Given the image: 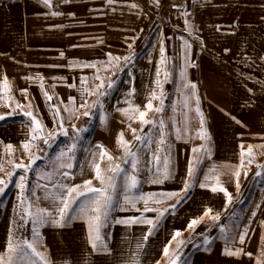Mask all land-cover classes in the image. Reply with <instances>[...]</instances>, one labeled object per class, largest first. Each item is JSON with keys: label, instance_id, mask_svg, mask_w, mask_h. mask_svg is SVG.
<instances>
[{"label": "crops", "instance_id": "1", "mask_svg": "<svg viewBox=\"0 0 264 264\" xmlns=\"http://www.w3.org/2000/svg\"><path fill=\"white\" fill-rule=\"evenodd\" d=\"M51 4V7L45 6L42 0H0V83L7 77L12 89L6 91L4 101H0V115L7 117L0 120V165L4 169L10 172L14 170L13 164L29 162L30 156L21 145L29 139L30 121L19 111H28L31 104L34 114L46 126L42 134L47 136L48 132L59 128V121L54 123V109L50 108L54 105L61 110L63 124L70 126L77 122V129H83L84 135L75 148H86L77 166L68 170L71 176H56L54 180L79 184L81 188L84 180L94 182L91 163L104 161L99 160L97 145L110 153L118 147V134L131 133L140 124L139 119H129L118 109H128L131 104L141 111L146 110L152 93L149 88L155 78L146 79L144 69H161L156 57L161 54V42L164 54H170L167 56L171 63L167 67L183 69L186 81L196 85V98L211 137L204 144L210 152L194 153V148L204 144H195L187 136L175 137L170 145L168 164L172 178L162 184L146 180L130 191L123 188L113 192V207L102 232L107 251L97 252L88 243L84 219L72 220L63 228L36 227L39 235L34 234V226L21 220L27 204H21L20 190L16 187L25 172L15 169L7 192L0 194V254L6 255L11 232L14 244L23 240L35 242L52 264L65 261L69 264H157V261L168 264L170 257L163 256V248L172 234L180 230L182 236L178 239L186 241L179 249L180 264H257L258 261L264 264V225L261 223L264 221V178H261L264 174L255 175L262 167L252 169L243 181L241 175L239 190L236 178L231 175L240 163V145L245 148L252 145L255 159L264 152V147H256L264 145V0H51ZM53 12L60 15H52ZM184 41L191 46L187 53L182 47ZM128 56L132 58L126 62L124 57ZM155 57L157 59L152 60ZM86 64L96 67H85ZM116 72L118 76H114ZM97 75L100 80L96 79ZM81 78H86L87 83H81ZM109 80L115 81L111 88L106 86ZM102 81L106 94L100 96V104L91 109L89 116H83L80 105L85 101L91 104L97 98L84 89L97 91L95 86ZM44 92L52 99H46ZM69 97L74 98L72 103ZM5 101L10 107L4 106ZM17 103L20 108H16ZM65 107L74 111L65 112ZM1 108L7 113L15 109L16 114L8 116ZM129 115L138 116V113ZM191 115L192 112H188V116ZM77 117L85 118L83 123L76 121ZM41 141L34 142L38 146L31 150L35 155L49 146ZM7 145H12L15 151L10 154ZM199 157L203 158L196 165V177L186 198L165 214L147 240L143 239L147 225L114 222L140 216L144 208L142 201H137L135 208L125 205V195L156 194L154 200L160 203L150 200L148 207L161 210L175 204L178 197L169 199L161 194L181 190L188 178L189 161L195 163ZM45 159L39 156L33 164V179L26 173L32 184L25 195L33 204V211L36 206L53 208L51 200L44 199L45 190L40 187L47 184L48 192L56 191L53 181L42 178L49 171L43 166ZM68 162L73 165L74 157ZM252 164L264 165V156ZM245 166H248L247 160ZM213 168L215 172L210 171ZM217 174L232 194L233 203L226 204L222 193L199 186L200 182L211 186L215 181H205V176ZM258 178L263 180L261 185H256ZM0 179L7 180L6 173L0 171ZM81 204L80 198L79 203L73 205L76 211L70 209L72 215H79ZM122 205L124 210H121ZM206 208L212 209L213 214L219 213L220 220L206 217L194 231L187 230L188 222L202 216ZM143 215L155 219L156 213ZM244 231H247L245 242L240 244L239 234ZM205 237L209 244L204 243ZM226 237L233 251L243 249L241 255L225 254ZM175 247L173 242L171 248Z\"/></svg>", "mask_w": 264, "mask_h": 264}, {"label": "snow or ice", "instance_id": "2", "mask_svg": "<svg viewBox=\"0 0 264 264\" xmlns=\"http://www.w3.org/2000/svg\"><path fill=\"white\" fill-rule=\"evenodd\" d=\"M67 2V0H65ZM111 2V0H109ZM159 2V0H157ZM42 3L45 6L51 7V0H42ZM132 7H136V5H132ZM52 15H60L59 12H53ZM131 48L132 46L129 45ZM182 47L185 50V53L190 49V45L187 43V41H184L182 44ZM160 53H161V61L160 63H164V47L163 42H161L160 46ZM63 55V53H61ZM131 56L124 57V60L130 61ZM112 59L119 61L120 58L113 57ZM85 67H96L94 64H86ZM190 66H195L194 64H190ZM115 67V65H114ZM160 69L157 68V77H159ZM168 73H165V76L167 77ZM30 79V78H29ZM97 80H100V76H96ZM81 83L86 84L87 79L81 78ZM115 81L109 80L107 82V88L113 87ZM155 83L161 87L162 84L159 79L155 81ZM42 86V85H41ZM69 87H74V85H69ZM105 87L104 82L102 81L100 84L96 85L95 88L97 91H89V89L85 88L84 91L88 95H96V100L93 101L91 104H89L87 101H85L83 104L80 105L82 108H87L88 110L84 111L82 113L83 116H89L90 111L92 108L97 107L100 104V96L105 95L106 93L104 91H98L99 89H102ZM182 87L184 89H188L191 92V95L195 97V89L196 85L191 83L190 81H186L183 83ZM12 91L11 86L9 84V81L7 77L3 79V82L0 83V101H4V93L5 92ZM25 91L26 90H22ZM251 91V90H249ZM131 94V93H130ZM44 96L46 99L51 100L52 97L47 93L44 92ZM163 96V91L161 90L160 96H157L156 92L153 91L150 94V99L145 105V108L147 110H154L156 112H161L163 110V100L161 97ZM11 99V98H9ZM69 103H72L74 101L73 97H69ZM153 99H160L161 100V106L160 107H153L152 100ZM196 104L197 106L193 111H195L196 116L199 117V123H200V129H199V135L200 139L205 141H210L211 137L207 134L206 129L204 128L205 124V117L203 112L199 108V100L196 98ZM4 106L10 107V104L5 101ZM184 106L188 107V101L187 96H185L184 100ZM21 106L17 103L16 108H20ZM50 108L54 109L53 115L56 118L54 120V123L59 121V128L58 131L63 134L67 135V132L64 129L63 124V117L61 116V110L60 108L50 105ZM120 112L124 113L125 115H128L129 119H139L141 124H153L155 121L146 119L147 112L141 111L138 106H133L129 104L128 109H118ZM65 112H73L74 110H70L69 108H64ZM130 112L138 113V116H132L129 115ZM15 109L7 113L8 116L14 115ZM22 114L27 117L30 121L29 124V139L22 142V149L26 154H29V162L28 164L24 163H15L13 164V169H23L25 174L21 175L19 177V180L16 182V187L20 190L18 199L20 200L21 204H27L26 207L23 208V212L21 215V220L23 222H30L34 226V234L38 236L39 234L35 232L36 227H42V226H51L55 228H63L66 225H68L72 220L75 219H84L87 224V234H88V243L91 246L92 250L94 252L97 251H107V247L105 244V238L102 235V229L106 226V223L109 220V212L113 207V192L115 191L117 185H116V175L122 171L120 164H111L109 163L107 169H103L101 167V163L97 161H93L91 163L92 170L94 172V179L99 181L100 187H94L93 186V180L87 179L83 182V190H81V185L74 184L69 185L64 183L61 180H54V177L56 176H62L64 178H69L71 176V173L68 171H61V169H71L73 167L71 162H68L72 159V156L70 155L73 150L75 149L76 145L72 144L68 147L67 151H61L59 155L56 157V160L51 165V171L45 172L43 177L44 179H47L49 181H53L52 187L56 189L55 192H48V185L44 184L40 187H42L45 190V196L44 199H50L53 208L52 210L48 208H41L36 206L35 211H33V204L29 201L28 196L25 195V189L27 184V170L31 169L33 164L37 159H39V156L35 155L34 152H32V149L37 148L38 146L34 143L37 140H43V143L45 145L51 144L52 141L56 138V131H50L48 132L47 136L42 135V133L45 131L46 126L37 118V116L34 114V111L32 110L31 104H29V110L28 111H22ZM185 115V121H187V113ZM7 117L5 115H0V120L6 119ZM79 118V117H77ZM235 119V118H233ZM237 123H240V121H237ZM73 128L76 126L73 125ZM160 127V133H159V140L156 141L157 149L156 152L153 154L154 159L157 162V168H156V175L151 177L149 182L154 184H162L166 180H169L173 176L172 170L168 167V164L170 163L169 157H164L165 166L163 171H161L159 167V161L161 160V156L159 153L163 151V148L161 147L166 143V134L164 131V121L160 120L159 122ZM79 131H83V129H80ZM133 132H135V129H132ZM184 131H187V128L185 127ZM177 132V138H181V130L176 129ZM134 139L137 141H140L142 139L141 136H134ZM117 144L123 147L125 159L123 163H130L132 171L125 173V190L130 191L131 189H134L137 187V184L139 183L138 176L135 174L137 171H139V165H140V159L138 157L137 152L132 151V149L129 147L128 141L124 139L123 133L118 134L117 136ZM97 147L100 149L99 151V160H104L107 158L108 161H112L113 157L108 153L107 149H105L102 145H97ZM170 147V145H169ZM256 147H264V145H259ZM241 151H240V163L235 166V170L231 173L233 177L236 178V188L237 190L240 189V181L239 177L241 175L247 177L249 175V171H241V169L245 168V160H247V164H252L255 159V154L253 152V146L248 145L247 148L244 147V145H240ZM6 150L11 154L14 152V148L12 145H7ZM203 150L204 153H209L210 148L207 144L202 145L200 148H194L193 152H200ZM130 157L131 159H127ZM203 157H199L196 159V162L194 163L192 160L188 163V169H187V179L183 182V188L179 191H172V192H166L162 193L166 198H173L178 197L175 204L169 205L168 208L164 209H157V208H150L148 207L149 201L154 200V197L156 194L148 193L143 194L138 197H129L125 195L124 197V203L125 205H130L132 208L136 207L137 201H142L144 204V208L141 212L140 216H133L123 219H116L114 222L117 224H124V225H134V224H144L148 226L147 232L144 235L143 239L147 240L159 227L160 221L165 216L167 212H169L170 209L174 210L178 204H180L183 199L186 198L189 190L193 186L192 181L196 177V165L199 163L200 159ZM9 163H12V161H9ZM257 167H264V165H257ZM10 171L6 173L7 180L0 179V193H3L5 189L8 187V184L11 183L12 177L15 175V171ZM0 171H3V166L0 165ZM210 171L215 172V168L210 169ZM106 172H111L112 175H106ZM262 173L257 171L255 173L256 176H260ZM208 179H213L215 182L210 186L206 182H200L199 186L201 188L210 187L211 191L213 193H222L225 197V203L231 204L233 203V197L232 194L228 191V189L224 186V184L221 182L220 174L215 175L214 177L205 176V181ZM34 194V193H33ZM85 197L86 202L81 204L78 211L79 215H72L70 212V209L73 211H76L73 209L74 204L79 203V199ZM155 203H160L159 200H154ZM121 210H124L123 205L121 206ZM137 211H140L139 209H136ZM146 212H155L156 216L155 219L147 218L143 215V213ZM255 215V213H253ZM208 218L212 221H218L220 220V214L215 213L213 214V210L210 208H206L203 212V215L197 218L191 219L187 224V230L194 231L196 226L199 225L205 218ZM262 225H264V221L261 222ZM23 227V223L20 225ZM221 231H225V229H221ZM247 235V231L241 232L239 234V243L244 244L245 242V236ZM182 236V232L180 230H176L172 234V238L169 241L167 245L163 248V256L168 259V264H180L181 262V256L179 255V249L186 243V241L182 239H178ZM12 234L10 232L9 234V241L6 246V255L0 254V264H52L51 260L48 258V256L39 251L35 242H30L28 240H23L18 244H14L12 242ZM226 241H228L227 246L225 247V254L228 256H239L243 252V249H236L233 251V246L230 242V239L226 237ZM175 242L176 247L175 249L171 248L172 243ZM204 243L209 244V240L207 237L204 238ZM138 247H142V245H138ZM30 250V251H29ZM247 255H251L250 253H246ZM35 257L36 259H33ZM64 264H69L68 261H65ZM157 264H160V261H157ZM257 264H260L258 261Z\"/></svg>", "mask_w": 264, "mask_h": 264}, {"label": "rangeland", "instance_id": "3", "mask_svg": "<svg viewBox=\"0 0 264 264\" xmlns=\"http://www.w3.org/2000/svg\"><path fill=\"white\" fill-rule=\"evenodd\" d=\"M164 55V63H161V69H160V74L159 77H157V69H144V75L146 76L145 78H155V81L157 79L160 80L162 84V89L160 86H158L156 83L153 82V84L150 86V92L155 91L157 96H160L161 90L163 91V96L161 99L163 100V105L162 108L163 110L161 112H156L154 110H145L147 112L146 119L148 120H153L155 123L153 124H140L135 128V132L131 133H124V139L128 141L129 147L132 149V151L137 152L138 157L140 159V165H139V171H137L135 174L138 176L139 183H142L143 181L150 180L151 177L155 176L156 173V168H157V162L154 159V153L156 152L157 149V144L156 141L159 140L160 136V127H159V122L160 120L164 121V131L166 134V143L162 145L161 147L163 148V151L159 153L161 156V160L159 161V167L161 171H163L165 162H164V157H169L171 154V149L169 145L173 143V139L177 137V132L176 129H180L181 133L180 135L182 137H191L192 141L197 144V142H201L202 144L205 143V140L200 139L199 135V129H200V123H199V117L196 116L195 107L197 106L196 104V93L195 97L191 95V92L188 89H184L182 87L183 83L186 82V76L184 73V70L181 69H170L167 66L171 63L169 61V56L168 53L163 54ZM159 60L158 62L161 61V54H158L156 56ZM153 58L152 60H156L157 58ZM118 72H121V69L118 70ZM165 73H168L167 77L165 76ZM119 74L116 72L114 76H118ZM154 76V77H153ZM177 79V80H176ZM172 80V81H170ZM170 82L172 84L170 85ZM177 81V82H176ZM174 82V83H173ZM121 88V86H118ZM152 89V91H151ZM102 91L105 92V87L102 88ZM175 94V96H174ZM170 96L172 100H170ZM185 96H187V101H188V107L186 108L184 106V100ZM150 99V98H149ZM164 99H166L164 101ZM193 99V100H192ZM170 101V102H169ZM170 103V104H168ZM153 107H160L161 106V100L160 99H153L152 100ZM4 107V106H3ZM192 108V110H190ZM199 108L201 109L200 102H199ZM3 113H7L4 108H1ZM87 108H80L79 111L81 114L86 111ZM24 111L23 109L19 111L20 113ZM192 112L193 116H188V112ZM79 112V113H80ZM185 113H187V121H185ZM85 118H78L76 121L80 120V123H83V120ZM66 127H64L65 131L67 132V135L61 134L58 130L56 131V138L54 141L51 142L50 146H47L45 151L41 148V151L43 153L38 152L37 155L40 157H46L44 160L43 166H47L49 171H51V165L53 162L56 160V157L59 155L61 151H67L68 147L72 144H80L77 143L80 139H82V136L84 135L83 131H78L77 129V122L76 123H71V125L64 124ZM75 125L76 127L73 128L72 126ZM69 126V127H68ZM185 127L187 128V131H184ZM67 128V129H66ZM204 128L206 129V124H204ZM45 136V134H42ZM141 136L142 139L140 141H137L134 139V136ZM41 140H37V142H40ZM42 142V141H41ZM83 146V145H82ZM86 148L84 147H79L75 148L73 152L70 154L72 157H74V162L73 167L70 169L72 170L75 168L78 164L79 158L82 157L83 151H85ZM46 152V153H45ZM109 153V152H108ZM112 157L113 160L110 162L107 160V158L104 159V161L101 164V167L103 169H107L109 163L115 165V164H120L122 171L116 175V189L114 192H118L125 188V173L131 172V164L130 163H123L125 159V154H124V149L120 145L116 149H114L112 152L109 153ZM264 156V152L260 154V157ZM254 159V161H257L260 159ZM127 159H131L128 157ZM169 167V165H168ZM246 169L249 172L252 169H255L257 165L254 164H248V166H245ZM258 168V167H257ZM69 169H61V171H68ZM244 170V171H245ZM37 171V170H35ZM3 173H7L8 169L3 168ZM28 174L34 178L33 172L34 168L27 170ZM262 174H264V167H262L261 170ZM23 172H18V174H22ZM32 174V175H31ZM24 175V173H23ZM106 175H112L111 172H106ZM29 175H27V181L28 183L26 184V189L25 192H28V189L30 190V186L32 184V179H30ZM144 178V179H143ZM246 177L242 175V181ZM261 178H264L261 177ZM261 182V183H260ZM263 180L258 178V182H256V185H261ZM138 183V184H139ZM250 183V182H249ZM137 184V186H138ZM248 182H246V185ZM94 187H100L99 181L95 180L93 182ZM8 188V187H7ZM5 189L4 192H7L8 189ZM135 189V188H134ZM83 190V188H81ZM1 194V193H0ZM114 199V198H113ZM82 204L86 202V198L82 197ZM106 230V229H105ZM104 229H102V232Z\"/></svg>", "mask_w": 264, "mask_h": 264}]
</instances>
